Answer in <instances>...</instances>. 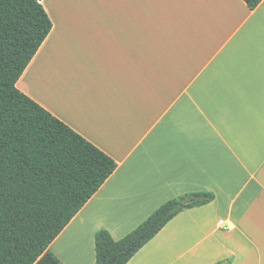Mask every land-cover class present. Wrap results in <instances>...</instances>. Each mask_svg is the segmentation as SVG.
<instances>
[{"label": "crops", "instance_id": "1", "mask_svg": "<svg viewBox=\"0 0 264 264\" xmlns=\"http://www.w3.org/2000/svg\"><path fill=\"white\" fill-rule=\"evenodd\" d=\"M40 4L51 29L15 87L116 163L48 250L94 264L97 231L120 240L168 200L209 192L127 264H264V5Z\"/></svg>", "mask_w": 264, "mask_h": 264}, {"label": "trees", "instance_id": "2", "mask_svg": "<svg viewBox=\"0 0 264 264\" xmlns=\"http://www.w3.org/2000/svg\"><path fill=\"white\" fill-rule=\"evenodd\" d=\"M40 1L0 0V264H62L48 246L116 169L15 87L51 29ZM242 1L249 10L264 5ZM213 199L209 192L170 199L117 241L97 231L94 264H127L175 216Z\"/></svg>", "mask_w": 264, "mask_h": 264}, {"label": "built area", "instance_id": "3", "mask_svg": "<svg viewBox=\"0 0 264 264\" xmlns=\"http://www.w3.org/2000/svg\"><path fill=\"white\" fill-rule=\"evenodd\" d=\"M221 223V222H220Z\"/></svg>", "mask_w": 264, "mask_h": 264}]
</instances>
